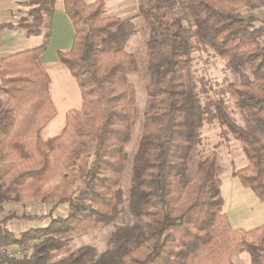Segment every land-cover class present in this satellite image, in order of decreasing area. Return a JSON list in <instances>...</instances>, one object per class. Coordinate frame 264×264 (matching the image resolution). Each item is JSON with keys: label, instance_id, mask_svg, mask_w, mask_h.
<instances>
[{"label": "trees", "instance_id": "16d2710c", "mask_svg": "<svg viewBox=\"0 0 264 264\" xmlns=\"http://www.w3.org/2000/svg\"><path fill=\"white\" fill-rule=\"evenodd\" d=\"M54 3L28 0L16 26L0 25L42 36L34 48L0 59V211L37 202L64 204L68 212L19 235L3 226L15 213L1 220L0 250L34 244L29 256L7 264H232L242 252L250 264H264V223L232 228L222 212L216 153L195 159L203 125L224 128L246 160L232 176L264 204V26L242 13L263 9L264 0H138L148 23L150 80L131 156L128 76L138 64L127 50L137 29L131 19L103 16L102 0H62L74 35L57 58L76 82L81 107L65 114L60 134L41 139L56 113L40 65ZM199 51L224 61L233 77L224 89L189 79L191 54ZM124 207L132 221L116 225ZM20 219L41 224L46 215ZM88 227L113 228L105 250L71 248L72 235Z\"/></svg>", "mask_w": 264, "mask_h": 264}, {"label": "rangeland", "instance_id": "374dc122", "mask_svg": "<svg viewBox=\"0 0 264 264\" xmlns=\"http://www.w3.org/2000/svg\"><path fill=\"white\" fill-rule=\"evenodd\" d=\"M92 2L94 0H86ZM104 3L103 16H116L122 19H131L137 29L136 35L131 39L127 52L133 53L137 59L138 72L128 76V83L131 87L132 97L135 102L134 107V130L130 143L127 145V152L130 156L135 152L138 144L139 136L144 128V111L147 104L145 96V86L150 80L147 67L146 41L148 38V23L138 14V0H102ZM264 7L261 10L252 13L243 11L244 14H250L257 17L255 24L263 26L261 20ZM35 38H27L28 42H33ZM31 45L28 48H33ZM46 71L54 83L63 85L69 94L67 106L65 103L54 102L56 115L45 125L41 131V137L46 140L60 134L65 121V110L75 108L74 102V79L69 75L68 71L61 64L47 68ZM189 79L198 85L199 78H205L213 87V90H222L228 84L226 78L233 81L231 74L224 69V61L206 55L203 52H194L191 54ZM69 78L71 81H69ZM198 87V86H197ZM78 93V92H77ZM79 95V93H78ZM60 98V96H59ZM230 108L234 111L236 119L242 125H245L242 112L235 107L229 100ZM66 104V105H65ZM44 131H48L46 135ZM202 142L197 149L195 159L202 158L211 152L216 153L219 165L220 194L223 200L222 212L232 228H240L243 230L258 227L264 223V204L260 202L251 190L244 188L238 179L232 176V172L245 166L246 160L241 152L240 144L233 139L224 128L217 124L213 126L203 125L200 129ZM261 138V135H259ZM68 209L66 205L59 204L42 205L37 202L26 203H8L4 204L0 211V221L8 217L11 213L16 214V218L9 219L3 226L15 235L27 231L31 228L46 226L52 218L65 217ZM22 213H31L34 215H46V220L37 224L33 221L20 219ZM132 219L128 215L125 207L121 211L116 225L130 223ZM112 227L94 228L78 231L72 235L71 248L75 249L83 245L94 246L98 251H103L108 247V240L112 232ZM31 242V241H30ZM33 242V241H32ZM28 243V242H27ZM232 264H250V257L247 253H236L231 257Z\"/></svg>", "mask_w": 264, "mask_h": 264}, {"label": "crops", "instance_id": "0c3cea01", "mask_svg": "<svg viewBox=\"0 0 264 264\" xmlns=\"http://www.w3.org/2000/svg\"><path fill=\"white\" fill-rule=\"evenodd\" d=\"M27 1L28 0H0V25L12 24L13 26H16L19 20L26 15V11L28 9V6L26 5ZM49 32L50 33L48 37L46 50L40 56V65L49 77L50 82L48 86V91L52 103L54 102L57 103V100H59L61 104L65 103V98H66L67 99L66 104H67L69 99L68 92L65 91L63 85L61 86L59 84L56 85L54 81L51 80L50 75L46 71L47 68H52V66L60 64L57 58V52L68 51L72 45L74 31L71 22L64 13L62 0H55L54 11L50 19ZM0 35H1L0 59L7 57L8 55L16 52L32 49L28 47L36 44L39 45L42 42V36L27 37L24 34L23 30L17 28L1 29ZM27 38H35V40H33V42H28ZM69 81H71L70 78ZM72 85L74 89V102H76V106L75 108H70V109L68 108V110H65V114L69 110L72 109L79 110L81 107V97L76 82L75 85L74 84ZM77 92L79 93V95ZM68 105L70 104H67V106ZM44 132H45L43 133L44 135L48 133V131H44ZM40 137H41V132H40ZM41 139L44 140L42 137Z\"/></svg>", "mask_w": 264, "mask_h": 264}, {"label": "built area", "instance_id": "2783aa9c", "mask_svg": "<svg viewBox=\"0 0 264 264\" xmlns=\"http://www.w3.org/2000/svg\"><path fill=\"white\" fill-rule=\"evenodd\" d=\"M260 18L264 26V11ZM0 43H1V35H0ZM33 245H34L33 242H28V243L16 244L2 248L0 250V264H7V262L11 260L18 261L26 256H29L32 251Z\"/></svg>", "mask_w": 264, "mask_h": 264}]
</instances>
